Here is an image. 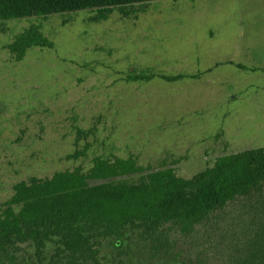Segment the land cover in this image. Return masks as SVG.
<instances>
[{
  "label": "rangeland",
  "instance_id": "rangeland-1",
  "mask_svg": "<svg viewBox=\"0 0 264 264\" xmlns=\"http://www.w3.org/2000/svg\"><path fill=\"white\" fill-rule=\"evenodd\" d=\"M31 27L52 48L16 61L7 47ZM255 148H264V0L0 21V208L16 183L87 171L95 157L189 179ZM114 264H264V187Z\"/></svg>",
  "mask_w": 264,
  "mask_h": 264
},
{
  "label": "trees",
  "instance_id": "trees-1",
  "mask_svg": "<svg viewBox=\"0 0 264 264\" xmlns=\"http://www.w3.org/2000/svg\"><path fill=\"white\" fill-rule=\"evenodd\" d=\"M152 1L0 0V21L82 10L102 15ZM52 45L31 27L7 48L21 61L29 48ZM263 187L264 148L219 157L189 179L172 168H144L134 158L95 157L87 171H58L13 186L0 208V264L120 263L142 243L162 241L175 229L187 232Z\"/></svg>",
  "mask_w": 264,
  "mask_h": 264
}]
</instances>
